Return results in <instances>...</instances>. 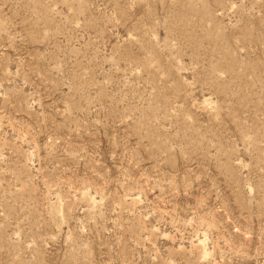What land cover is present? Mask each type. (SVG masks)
Wrapping results in <instances>:
<instances>
[{"label": "rangeland", "instance_id": "1", "mask_svg": "<svg viewBox=\"0 0 264 264\" xmlns=\"http://www.w3.org/2000/svg\"><path fill=\"white\" fill-rule=\"evenodd\" d=\"M0 264H264V0H0Z\"/></svg>", "mask_w": 264, "mask_h": 264}]
</instances>
